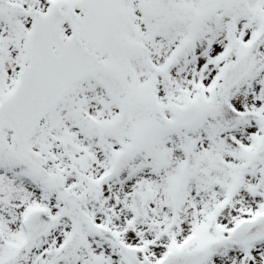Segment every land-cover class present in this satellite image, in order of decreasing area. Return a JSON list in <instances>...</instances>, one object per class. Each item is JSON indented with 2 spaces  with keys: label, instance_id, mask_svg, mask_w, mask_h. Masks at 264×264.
<instances>
[{
  "label": "snow or ice",
  "instance_id": "6c2138e0",
  "mask_svg": "<svg viewBox=\"0 0 264 264\" xmlns=\"http://www.w3.org/2000/svg\"><path fill=\"white\" fill-rule=\"evenodd\" d=\"M0 264H264V0H0Z\"/></svg>",
  "mask_w": 264,
  "mask_h": 264
}]
</instances>
